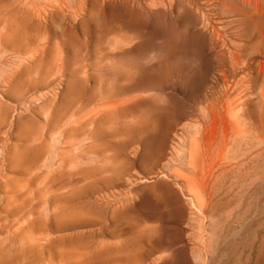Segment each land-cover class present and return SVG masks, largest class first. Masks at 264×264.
I'll return each instance as SVG.
<instances>
[{
  "label": "rangeland",
  "instance_id": "1",
  "mask_svg": "<svg viewBox=\"0 0 264 264\" xmlns=\"http://www.w3.org/2000/svg\"><path fill=\"white\" fill-rule=\"evenodd\" d=\"M224 1L0 0V264H264V50L225 77ZM201 151L234 171L210 196Z\"/></svg>",
  "mask_w": 264,
  "mask_h": 264
},
{
  "label": "bare ground",
  "instance_id": "2",
  "mask_svg": "<svg viewBox=\"0 0 264 264\" xmlns=\"http://www.w3.org/2000/svg\"><path fill=\"white\" fill-rule=\"evenodd\" d=\"M230 1H231V3H230ZM224 2H227V4L229 3V5H230V6H228V8H230L229 9L230 12L228 13V17L234 19L233 23L238 24V28L236 29L234 36L236 35V38L238 39L239 42H234V41H232L233 39L231 40L228 37V34H226V33L230 34V32H228V27H226V26H224V28L222 27L224 29V30L223 29L221 30L222 32L220 31V29L213 27L214 28L213 29V31H214L213 37L215 36L216 38L223 40V43H222L223 44V46H222L223 47L222 64H223V67L225 69L223 74H225V72H226L227 76H225V75H222V76L223 77L225 76L227 78L229 76L234 77L233 78V80H234V79H236V77H239L238 73H237L238 68L241 67L245 62L249 63V60L252 57L251 53H252L253 49L257 50L259 48L260 50L259 49L258 50L261 51V47H262L264 50V4H261V5L258 3L256 4L255 0H229V1L227 0ZM261 2H262V0H261ZM240 24L245 25V28H243L244 29L243 32L240 30L241 29L239 27ZM230 27L231 26H229V28ZM259 51H258V53H259ZM252 62L254 63V61H251V63ZM258 63H259L257 65V68H259L258 72H260V70H263L262 72H264V61L260 60ZM248 65H250V64H248ZM244 66H245V64H244ZM248 68L250 69V67H248ZM222 79H224V78H222ZM224 80H223V84H224V82L228 81V80H226V81H224ZM236 81L239 82V81H241V79L237 78ZM228 83L230 84V82H228ZM228 83H226V84H228ZM225 85L222 86V87H224V89L226 88ZM229 86H231V85H229ZM227 88H228V86H227ZM214 89L215 88H213L212 94L210 96H208L209 94H207V96L203 97L201 103H205V105H206L205 110H211L213 112L216 109L219 110V114L217 112L216 115H217V118L221 122V127L217 130V134H216L217 135V144L221 147V150L223 152L227 151L228 148H231V149L236 151V152L234 151L235 154H234V152L231 153L233 157L231 156V154H229V155L231 156V160L236 162V167L238 168L239 166H243V164L241 162L242 159H240L241 156H239V154H238V151L245 144V139L243 137L244 130L240 125L241 122H239L243 117L240 120H238L237 118H234V119L232 118V119L228 120L226 117V113L229 110L230 104L228 102H226L224 99L227 97L229 90L230 89L232 90V88H229L228 90L225 89L226 91L221 90L222 93H224V94L217 93L216 91H214ZM231 90H230L229 94L231 93ZM234 90L235 89H233L232 91H234ZM207 93H208V91H207ZM261 94H262V97L264 98V86L262 87ZM237 112H239V110H237ZM214 117H216V116L214 115ZM216 120H215V122H216ZM255 127L256 126H254V129H255ZM149 128H150V124H149ZM250 132H248V133L250 134ZM255 132L256 131L253 130V133H255ZM153 133H154V131H153ZM154 140H155L154 137L151 136L150 138H148L146 140V142L144 141L146 147L152 145L154 143ZM248 143L251 144V140L248 141ZM191 144L194 145L196 143L194 140H192ZM250 146H252V145H250ZM146 147H144V148L147 149ZM202 149H204V148L202 147ZM206 154H207L206 152H204V153L202 151L200 152V156H199L200 163H198L199 165L197 166V170H194L195 172L191 173V174H193L192 175L193 182H195L197 184L196 189H195L196 190L195 193H200L202 191L207 196H210L211 192L213 190H215L214 187H216V183H218V181H217L215 183V186H214V182L219 177L220 178H222L224 176L226 177L227 173L230 171L227 170V165H228L227 162L224 161V163H220V166H221V164H222V166L220 168H218V165L217 166L214 165L217 163H214V164L209 163V158H206ZM226 154H227V152H226ZM222 158H223V156H222ZM228 158L229 157H227V160H228ZM221 159H220V161H221ZM208 163L212 166L214 165L213 167H216L218 169L217 172H215L214 171L215 169H214L213 170L214 173H213V171H212L213 167L209 169L210 165ZM230 163H231V161H230ZM233 165H234V163H233ZM233 167L235 168V166H233ZM233 172H230L229 176H231V173H233ZM215 173H216V175L218 173V176H215ZM239 173H240V171H239ZM234 175L235 176L233 178L236 177L235 173H234ZM227 178H229V177H227ZM240 178L242 179V177H240ZM212 180H214L213 183H212ZM218 184H220V183H218ZM218 186L220 187V185H217V188H218ZM201 195H203V193ZM200 197H202V196H200ZM202 205H203L202 203L201 204L199 203V206H202ZM155 244H157L158 246L164 245L162 238L157 239Z\"/></svg>",
  "mask_w": 264,
  "mask_h": 264
}]
</instances>
